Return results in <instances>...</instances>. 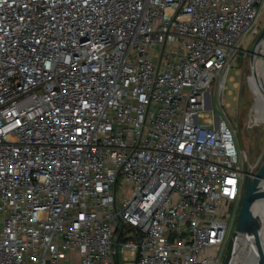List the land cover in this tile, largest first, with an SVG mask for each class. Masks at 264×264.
<instances>
[{"label": "built area", "instance_id": "built-area-1", "mask_svg": "<svg viewBox=\"0 0 264 264\" xmlns=\"http://www.w3.org/2000/svg\"><path fill=\"white\" fill-rule=\"evenodd\" d=\"M263 11L0 0V264H223L249 155L205 92Z\"/></svg>", "mask_w": 264, "mask_h": 264}, {"label": "rangeland", "instance_id": "rangeland-1", "mask_svg": "<svg viewBox=\"0 0 264 264\" xmlns=\"http://www.w3.org/2000/svg\"><path fill=\"white\" fill-rule=\"evenodd\" d=\"M260 19V30L262 31L264 28V11ZM245 35L241 47L242 51L234 62L233 68L226 75L223 94L220 96L218 93L220 78L217 77L214 85L205 92V101L206 112L215 120L216 115H219L220 118H226L221 107L222 102L228 120L236 130L239 150L243 149L248 152L249 162L246 163L245 170L250 173L256 169V164L264 158V98L259 97L250 80V51L253 49L258 35L250 34L248 30ZM245 51L248 53L246 54ZM257 69H259L258 72L264 74V54L259 57ZM250 144H252L254 153L252 160H250ZM238 220L237 218L232 225L231 236ZM245 238L244 253L239 252L234 264L245 263L247 251L251 248L250 237ZM123 257L124 255L121 256V264H128L123 260Z\"/></svg>", "mask_w": 264, "mask_h": 264}, {"label": "water", "instance_id": "water-1", "mask_svg": "<svg viewBox=\"0 0 264 264\" xmlns=\"http://www.w3.org/2000/svg\"><path fill=\"white\" fill-rule=\"evenodd\" d=\"M263 41L264 28L250 51V76H252L251 81L254 88L258 87L256 63L259 57L263 55L261 52ZM261 86H263L262 91L264 92V84L262 83ZM252 148V144H250V160L254 154ZM238 219L223 264H234L240 240L244 235L251 238V248L248 251L250 256L251 254L257 255L261 248L264 231V158L256 164L255 170L248 173L245 195Z\"/></svg>", "mask_w": 264, "mask_h": 264}, {"label": "bare ground", "instance_id": "bare-ground-1", "mask_svg": "<svg viewBox=\"0 0 264 264\" xmlns=\"http://www.w3.org/2000/svg\"><path fill=\"white\" fill-rule=\"evenodd\" d=\"M261 48H262L261 52H263L262 54H264V41L262 42ZM258 61H259V59L257 60V63H258ZM257 63H256V69H257ZM258 70L259 69L256 70V73H257L256 80H257L258 87L255 89H256L259 97L264 98V92L262 91L263 86H261L262 83L264 84V74L258 72ZM251 79H252V76H250V80ZM251 83H252V81H251ZM234 263H235V261H234ZM244 264H264V231H263V235H262V245H261L260 250L258 251V254L257 255L251 254V256H250L248 253L246 256Z\"/></svg>", "mask_w": 264, "mask_h": 264}, {"label": "trees", "instance_id": "trees-1", "mask_svg": "<svg viewBox=\"0 0 264 264\" xmlns=\"http://www.w3.org/2000/svg\"><path fill=\"white\" fill-rule=\"evenodd\" d=\"M257 65H258V63H257Z\"/></svg>", "mask_w": 264, "mask_h": 264}]
</instances>
